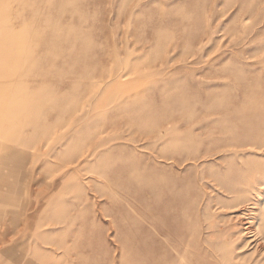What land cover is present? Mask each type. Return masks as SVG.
I'll return each mask as SVG.
<instances>
[{
	"label": "rangeland",
	"instance_id": "1",
	"mask_svg": "<svg viewBox=\"0 0 264 264\" xmlns=\"http://www.w3.org/2000/svg\"><path fill=\"white\" fill-rule=\"evenodd\" d=\"M0 143V264H264V0H0Z\"/></svg>",
	"mask_w": 264,
	"mask_h": 264
},
{
	"label": "crops",
	"instance_id": "2",
	"mask_svg": "<svg viewBox=\"0 0 264 264\" xmlns=\"http://www.w3.org/2000/svg\"><path fill=\"white\" fill-rule=\"evenodd\" d=\"M18 148L21 147L0 143V228L11 232V225L14 230L20 226L32 229L39 197V193L32 187L33 173L25 170L27 156ZM6 234L9 233L0 231V242L7 240ZM16 246L12 244L9 247H0V258H21Z\"/></svg>",
	"mask_w": 264,
	"mask_h": 264
},
{
	"label": "bare ground",
	"instance_id": "3",
	"mask_svg": "<svg viewBox=\"0 0 264 264\" xmlns=\"http://www.w3.org/2000/svg\"><path fill=\"white\" fill-rule=\"evenodd\" d=\"M10 194H11V193H10ZM27 217H30V216H27ZM27 219H28V218H27ZM29 219H30V218H29ZM23 221H24V220H23ZM31 221H32V220H31ZM31 221H30V222H31ZM30 224H31V223H30ZM10 225H11V223H10ZM23 225H24V224H23ZM16 247H17V246H16ZM10 261H11V260H10Z\"/></svg>",
	"mask_w": 264,
	"mask_h": 264
}]
</instances>
